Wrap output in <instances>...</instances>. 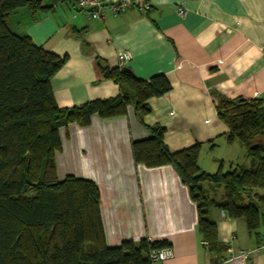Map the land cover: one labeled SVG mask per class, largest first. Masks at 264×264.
<instances>
[{"label":"crops","instance_id":"obj_1","mask_svg":"<svg viewBox=\"0 0 264 264\" xmlns=\"http://www.w3.org/2000/svg\"><path fill=\"white\" fill-rule=\"evenodd\" d=\"M38 1L43 11L18 9L7 24L35 46L67 58L51 79L58 108L116 97L118 87L102 78L96 61L118 68L124 53L130 60L123 68L136 78L163 75L171 85L168 93L147 102L150 112L142 122L129 107L122 117H93L88 127L59 130L57 178L97 186L106 246L168 243L172 257L155 264H264V207L256 234H249L241 219L210 208L208 218L227 247L222 256L210 255L197 229L196 204L175 170L136 165L131 154V144L147 140V128L158 125L171 153L196 143L207 150L215 140L210 163L198 159L206 173L217 171L220 163L227 170L246 161L241 146L223 139L227 127L217 118L213 94L264 103V0H136L149 8L131 7L101 20L79 11L77 0ZM179 6L182 17L176 13ZM242 252H249L244 261L238 258Z\"/></svg>","mask_w":264,"mask_h":264},{"label":"trees","instance_id":"obj_2","mask_svg":"<svg viewBox=\"0 0 264 264\" xmlns=\"http://www.w3.org/2000/svg\"><path fill=\"white\" fill-rule=\"evenodd\" d=\"M21 8L44 10L38 0H0V264H155L149 252L168 243L141 240L106 246L97 186L73 177L58 180L55 155L61 149V128L88 127L93 117H122L129 107L142 122L150 112L147 102L168 93L171 85L163 75L140 80L129 69H110L97 59L102 78L118 87V95L58 108L51 79L67 58L9 29L8 16ZM213 99L217 118L227 127L223 139L244 149V163H231L227 170L220 163L217 171L206 173L198 166L202 145L171 153L158 125L147 128V140L131 144V154L136 165L175 170L196 204L197 229L207 252L222 256L227 247L208 218L210 208L241 219L249 234L261 225L264 103L219 94ZM207 145L212 149L215 140ZM215 187L223 190L219 199L208 196Z\"/></svg>","mask_w":264,"mask_h":264},{"label":"built area","instance_id":"obj_3","mask_svg":"<svg viewBox=\"0 0 264 264\" xmlns=\"http://www.w3.org/2000/svg\"><path fill=\"white\" fill-rule=\"evenodd\" d=\"M76 6L79 11L86 14L92 20H101L105 14L117 16L131 7H136L141 12L149 8L148 4L139 3L136 0H77ZM176 13L181 17L185 15V11L181 6L177 7ZM129 60V54H122L119 59V68H123L124 64ZM204 244L206 245V243ZM248 255L249 252H242L238 255V258L244 261ZM148 256L153 263H160L170 259L172 253L168 248H164L152 250Z\"/></svg>","mask_w":264,"mask_h":264},{"label":"rangeland","instance_id":"obj_4","mask_svg":"<svg viewBox=\"0 0 264 264\" xmlns=\"http://www.w3.org/2000/svg\"><path fill=\"white\" fill-rule=\"evenodd\" d=\"M204 149V147L202 148V150ZM210 151H209V148L207 150H203L201 153H200V156L201 157V163L203 164V162H205L207 165L210 163V161L212 160V157L214 156H211L209 155ZM215 153H218V152H215ZM215 155V154H214ZM215 194V197L216 198H220L221 197V193H223V190L221 187H215L213 188L212 190ZM211 194V193H210ZM211 197H214L213 195H211ZM215 199V198H214Z\"/></svg>","mask_w":264,"mask_h":264},{"label":"water","instance_id":"obj_5","mask_svg":"<svg viewBox=\"0 0 264 264\" xmlns=\"http://www.w3.org/2000/svg\"><path fill=\"white\" fill-rule=\"evenodd\" d=\"M124 70H126V71H127L128 69H127V68H124Z\"/></svg>","mask_w":264,"mask_h":264}]
</instances>
